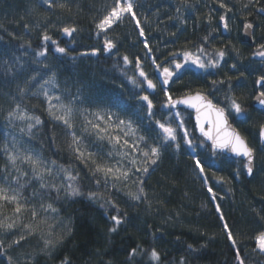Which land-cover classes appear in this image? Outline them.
Returning a JSON list of instances; mask_svg holds the SVG:
<instances>
[{
  "label": "trees",
  "instance_id": "1",
  "mask_svg": "<svg viewBox=\"0 0 264 264\" xmlns=\"http://www.w3.org/2000/svg\"><path fill=\"white\" fill-rule=\"evenodd\" d=\"M61 2L68 3L71 11L48 9L41 0H0V146L7 143L11 126L5 118L6 113L20 103L45 122L33 130L35 142L49 158L79 172L83 192L76 197L61 195L59 200L55 193L52 194L60 222L57 232L62 235L71 229L63 243L49 255L42 251L40 235L31 236L9 253L13 264L17 260H30V264H62L65 258L70 264H181V260L183 264H238L236 248L227 237L221 213L236 238L245 264H264V255L253 251L256 247L254 237L264 229V151L261 150L264 146L259 139L264 113L252 105L257 80L264 74V59L256 58L255 54L259 45L264 44V15L258 12L264 7V0H253L247 8L243 5L249 0H223L232 9L226 13L227 35L223 34L219 20L225 15V9L219 7L220 0H188L187 5L182 0H135L134 11L152 52L144 48V37H140L135 22L126 16L107 34L117 44L116 51L110 55H104V34L96 35L95 22L106 14L112 0ZM209 15L212 16L211 24L207 19ZM247 23L254 26L253 46L241 38ZM69 25L77 28L71 37L59 30ZM45 30L60 47L68 49L67 54L57 53L51 41L45 45L41 39ZM45 46L48 48L46 56H38ZM200 46L209 53L214 49L225 52L219 67L205 70L184 65L176 72L167 91L172 98L199 91L225 109L232 124L256 150L251 178L247 177L244 161L211 153L208 145L197 137L190 112L162 107L167 99L165 88L150 57L158 58L157 63L163 61L164 66L174 67L169 64L173 59L170 53H196ZM94 48L101 51L91 55ZM124 55L129 57L131 64H124ZM136 57L141 59L144 71L157 84L153 94L146 91L145 85L137 87L129 79L142 80L135 66ZM175 60L183 63V56L177 55ZM233 64L236 68H232ZM53 75L58 92L75 96L80 112L111 111L114 119L131 120L136 135H144L152 143L156 142V132L146 131L151 123L144 102L139 100L140 95L148 94L154 104L153 121L169 120L176 127L183 120L193 140L195 150L184 143L183 129H177L179 150L174 143L162 150L160 161L153 166L154 170L150 168L146 177L147 201H132L123 193H115L114 189L105 192V195L113 193L121 216L127 213L126 220L115 232H110L114 227L111 216L117 214L115 209L107 205L101 207L103 201L88 199L87 193L95 192V180L88 168L71 151L68 153L66 147L71 140L69 142L66 137L64 127L49 118L43 96L38 94L39 84ZM33 76L36 80L26 85ZM212 81L217 83L213 85ZM26 86L28 91L22 97L19 89ZM232 98L241 103L244 117L238 118L230 108ZM176 112L180 113L179 117ZM74 123L87 151L104 155L112 150L107 141H97L84 132V117L79 113ZM194 156L201 159L203 174L196 168ZM5 162L0 154V167ZM209 186L216 194L215 200L207 190ZM38 188L39 184L32 181L23 194L31 197ZM45 202H48L47 197ZM217 204L220 212L216 210ZM7 211L10 213V209ZM23 222L36 223L30 213L25 214ZM137 247L144 252L130 259L131 249ZM153 248L160 254L158 262L150 261L147 255ZM0 264H6V256L0 255Z\"/></svg>",
  "mask_w": 264,
  "mask_h": 264
},
{
  "label": "snow or ice",
  "instance_id": "2",
  "mask_svg": "<svg viewBox=\"0 0 264 264\" xmlns=\"http://www.w3.org/2000/svg\"><path fill=\"white\" fill-rule=\"evenodd\" d=\"M252 2L253 0H249V3L244 4L243 7L247 8ZM41 3L46 5L48 9L58 8L71 11L68 3L61 2V0H41ZM182 3L187 5L188 0H182ZM136 6L135 0H112L106 14L95 22L96 35L104 34V51L110 52L117 47L115 40L107 34L109 30L113 29V26H118L127 16L135 22L136 27L139 29L140 37H144V48L148 53L152 52L144 29L140 25V19L137 18L134 11ZM219 7L225 9V15H221L219 20L222 22L224 29L227 30L229 25L226 13L231 12L232 9L223 0H220ZM259 11L264 12V7H261ZM177 12L179 13V9H177ZM169 19L172 18L169 17ZM207 19L209 24H211L212 16L209 15ZM181 23H186V21L181 20ZM25 27H28V25H25ZM245 28L251 29L253 24L247 23ZM59 30L64 35L71 37L77 31V28L74 25H69ZM41 39L45 42V45L51 41L56 46L55 51L57 53H68V49L60 47L58 41L54 40L46 30L42 32ZM204 40L207 41L208 37L205 36ZM100 51V49L94 48L91 51V55H97ZM47 52L48 48L45 46L37 55L46 56ZM255 54L264 57V44L259 45ZM169 55L173 58L169 64L174 65V67L164 66L163 61L157 63L158 58L150 57L152 64L155 65V69L159 73V77H162L161 83L165 86L169 84L176 72L187 63H192L198 68L205 70L210 67H219L220 60L225 56V52L221 49H214L212 53H209L205 47L200 46L197 48L196 53L183 51L182 53L172 52ZM177 55L183 56V63L175 60ZM204 57H207V59ZM123 62L126 65L132 63L127 55L123 56ZM135 66L138 70V76L142 80L130 77L132 84L137 87L146 85V89L155 90L157 84L144 71L139 57L135 58ZM232 68H236V65L233 64ZM159 77L157 78L159 79ZM35 80L36 77H30L26 85L31 84ZM261 81H264V76L257 83H261ZM212 83L215 85L217 81H212ZM220 83H223V81H220ZM58 89L59 86L54 75L39 84L38 94L43 96L46 112L53 122H57L64 127L66 134L71 137V142L68 145L70 151L77 160L88 168L97 186L102 184L106 191L114 189L115 193H123L130 200L138 203L147 201L148 196L145 191L146 177L150 174V168L156 166L160 161L162 150L171 147L173 143L175 148L179 150L180 144L177 142V129H183L184 143L195 150L193 140L189 138V132L184 128L183 120H180L176 127H173L169 120L162 122L156 119L153 121L155 116L153 112L154 104L148 94L140 95L139 100L144 102L147 109L146 115L151 123V127L146 129V131L156 132V142L152 143L149 142L146 136L136 135V129L133 127L131 120L125 121L118 117L114 119V114L111 111L98 110L87 114L80 112L76 107L77 98L71 94L58 92ZM19 91L23 97L28 88L26 86L25 88H20ZM36 94L33 93V95ZM164 94L167 99L162 107L173 109L179 104H184L196 110L197 126L201 135L206 140L211 141L214 155L216 151H228L238 157H244L243 167L248 176H253L256 150L248 144L245 137L229 125L224 108L217 107L200 92L194 95L186 94L182 98L173 99L165 88ZM258 99L261 104H264V92L259 94ZM229 106L237 116L244 115V109L236 98L231 99ZM204 109H207V111ZM78 113L84 117L82 125L84 132L94 136L97 141H107L112 146V150L102 155L85 149L83 136L78 135L75 130L74 121ZM175 115L179 117L180 113L176 112ZM5 118L10 125L15 126L16 122L23 125L19 131L22 134L26 133L29 138L34 135V129L45 123L40 116L32 114L31 110L22 107L20 103H16L11 107L7 111ZM205 124L208 125L207 128H205ZM130 135L135 138L130 140L128 138ZM260 138L264 140V125L261 126ZM30 143L31 139L23 141L13 137L11 144L5 143L0 146V154H3L6 160L5 164L0 167V255L6 256V264H13V257L9 253L14 247L21 246L23 241L38 234L43 240L42 251L51 255L52 250L62 244L67 236L71 234L70 228L64 231L62 235L57 232L60 222L57 219L58 209L54 206L52 194L55 193L56 200H59L61 195L67 198L83 194L78 171L64 165H58L55 160H45L40 153L34 152L32 148L27 146ZM261 150L264 151V148ZM193 160L196 168L203 174L205 169L201 159L198 156H194ZM22 180L24 181L23 183L21 182ZM206 180L207 177H205ZM32 181L37 182L39 188L34 190L31 197H25L23 190ZM133 188H135L134 191ZM207 190L211 193L212 199L215 200L216 194L213 192L212 187L209 186ZM87 196L88 199L93 201H103L101 207L107 205L115 209L117 214L111 216L114 227L110 229V232H115L117 227L126 220L127 213L121 216L120 208L112 198V192H108L107 195L98 191L88 192ZM45 197L48 198V202H45ZM8 209H10V213L7 211ZM216 210L220 212L219 204L216 205ZM26 213H30L32 221L36 222L35 224L23 222ZM220 219L223 222L229 241L236 248L238 264H245V259L240 256L236 238L227 222L224 221L222 213L220 214ZM44 229H46V232ZM254 239L256 247L253 251L258 250L261 255H264V229L260 230ZM188 247L192 248V245ZM143 252L144 250L139 247L133 248L129 253V258H134L137 254H142ZM147 255L150 261L158 262L160 260V254L155 248L151 249ZM16 264H30V260H17ZM62 264H70V262L65 258ZM181 264H183V260H181Z\"/></svg>",
  "mask_w": 264,
  "mask_h": 264
},
{
  "label": "water",
  "instance_id": "3",
  "mask_svg": "<svg viewBox=\"0 0 264 264\" xmlns=\"http://www.w3.org/2000/svg\"><path fill=\"white\" fill-rule=\"evenodd\" d=\"M258 12H259L260 14L264 15V12H260L259 10H258ZM221 26H222L223 34H224V35H227L228 31L224 29L223 24H221ZM253 34H254V26H253V28H251V29H246L245 26H244L243 31H242V35H241L242 41H243L244 43H247V44L253 46V45L255 44V43H254V37H253ZM102 47H103V45H102ZM115 51H116V48H115V49H112L110 52H109V51H104V55H110V54L114 53ZM263 76H264V74H263ZM175 77H176V76H173L172 79L169 81V84L166 85V86L163 85V87L166 88V89H169L170 86H171V84H172V82H173V79H174ZM260 78H261V77H260ZM260 78H259L258 80H260ZM258 80H257V81H258ZM145 86H146V85H145ZM256 89H257L258 92H257V94L255 95V97L253 98L252 105H253V107H254L256 110H258V111L264 113V104H261V103L259 102V99H258L259 94L262 92V89H264V81H261V83H257V84H256ZM146 91H147L148 93H150V94H153V93L156 92V89H155V90L146 89ZM198 92H199V91H198ZM195 93H197V92L191 93L190 95H194ZM200 93H201L202 95L206 96L208 100H211V101H212V99H211L208 95H206L205 93H202V92H200ZM184 96H185V95H184ZM184 96H181V97H175V98H173V99H179V98H182V97H184ZM212 103H213L214 105H216L217 107H221V106L215 104L213 101H212ZM221 108H223V107H221ZM169 109H170V108H169ZM173 109H182V110L188 111V112H190V113L192 114V120H193L194 129H195V133H196L197 137H199V138H200L205 144H207L208 147H209V149H210V151H211V153H213V149L211 148V141L206 140V139L201 135L200 130H199V127L197 126V123H196V115H197V114H196V110L193 109V108H190V107H188L187 105H184V104H179V105H177V106H176L175 108H173ZM204 110L207 111V109H204ZM225 115L227 116V119H228V123H229V125H230L232 128H234L236 131L239 132V130H238V129L232 124V121H231V119L229 118V116H228V114H227L226 111H225ZM207 127H208V125L205 124V128H207ZM260 131H261V130H260ZM239 133H240V132H239ZM240 134H241V133H240ZM241 135H242V134H241ZM242 136H243V135H242ZM243 137H244V136H243ZM259 139H260L261 144L264 146V140H262V139L260 138V133H259ZM215 154L225 155V156H227V157H229V158H233V159H237V160H242V161L245 160L244 157H238V156H236L235 154L230 153V152H228V151H216ZM254 163H255V161H254ZM253 173H254V172H253ZM246 174H247V173H246ZM247 177H248V178H251L252 176L250 177V176L247 175Z\"/></svg>",
  "mask_w": 264,
  "mask_h": 264
},
{
  "label": "rangeland",
  "instance_id": "4",
  "mask_svg": "<svg viewBox=\"0 0 264 264\" xmlns=\"http://www.w3.org/2000/svg\"><path fill=\"white\" fill-rule=\"evenodd\" d=\"M256 58H258V59H264V57H261L259 55H256ZM185 66H190V67L195 68V69H200V68H198L197 66H195L192 63H187V64H185ZM161 81H162V79H161ZM233 112H234V110H233ZM237 117L238 118H242V117H244V115L237 116ZM22 126L23 125H21L19 122H16L15 126H13V125L10 126V129H9V132H8V136H7V143L8 144H11V142L13 140V137H15L17 140H23V141H27V140L31 139V143L30 144H27V146L30 147V148H32L34 152L40 153L44 157V159L47 160V161L55 160L58 165H64L65 167H69V165L66 164V163H62V162H60V161H58V160H56L54 158H49L48 155H46L43 152V150L41 149V146L35 142V140L33 139V137L29 138L26 133L25 134H22L19 131L20 127H22ZM64 133H66L65 129H64ZM66 137H68V140L70 142L71 137L68 136L67 134H66ZM66 148L69 149L68 146ZM67 151H68V153H70V149L67 150ZM93 187H94L93 189H94L95 192H97V191L98 192H101V193H105L106 192V190H105V188L103 187L102 184L100 186H97V184L94 182L93 183Z\"/></svg>",
  "mask_w": 264,
  "mask_h": 264
}]
</instances>
